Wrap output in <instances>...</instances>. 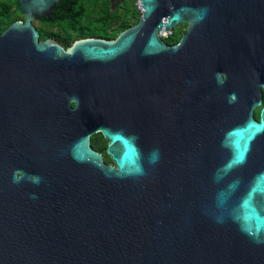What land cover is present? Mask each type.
<instances>
[{"label": "water", "instance_id": "1", "mask_svg": "<svg viewBox=\"0 0 264 264\" xmlns=\"http://www.w3.org/2000/svg\"><path fill=\"white\" fill-rule=\"evenodd\" d=\"M58 2L17 0L0 33V100L29 104L33 171L10 174L0 147V264H264V118L238 125L234 104L241 78L264 87V0H138L136 24L67 48L33 23Z\"/></svg>", "mask_w": 264, "mask_h": 264}, {"label": "flooded vegetation", "instance_id": "2", "mask_svg": "<svg viewBox=\"0 0 264 264\" xmlns=\"http://www.w3.org/2000/svg\"><path fill=\"white\" fill-rule=\"evenodd\" d=\"M110 1L111 4L114 5L111 6L112 13L113 11L118 12L117 17L119 18V23L116 26H120L123 20H125L126 13L128 12L127 6H124L127 4L128 0H110ZM71 8H76V6H55L49 17L33 22L35 24L37 23L39 24V25L34 24L37 31L39 29H43L44 32L48 34L43 40L52 39L57 43L61 44L62 46H64L65 48H67L76 40L73 37L79 33L81 27L84 28L86 33V35L83 38L108 39V36L100 37V36H94L92 34L88 35L87 33L88 24L94 21V19L100 17L104 6H95V8L98 9V15L88 20L87 22L82 23L81 16L80 17L78 16V20L74 21V24L72 25L73 30H67L65 26L60 25L58 22H59V18L64 16L65 15L64 13L70 10ZM139 16L135 20V22L130 26H128L127 28L136 24L138 22ZM181 24L185 25V29L182 30L180 27H178L180 24L172 29L171 31L172 33H174L175 31H180V35L178 40L171 44L178 43L181 36L185 33L187 24L185 23H181ZM216 73L220 75L222 85L227 87L228 85L231 84L230 76L227 74L225 69L223 68L219 69L216 71ZM239 86L249 91L247 93L246 98H242L240 95L237 94L234 104L235 106H240L238 109V113H239L238 117L242 114L243 115L239 117L236 124L238 125L242 124L244 116L246 115L247 112L249 113V111L251 117L256 122H259L261 120V117L264 118V113L262 116V109L264 108V87L262 82L252 78L249 80L247 79L244 80L241 78V82L239 83ZM258 101L259 103L257 104ZM0 105L3 106V108L0 109V111L9 112V118H8L9 126L8 129L5 131L7 137L3 141H0V147H3V149L6 152H8L9 158L10 160H12V162L10 163V167L8 168L9 173L15 174L17 178L21 177L23 174H27L31 180L33 178V171L31 167L27 164V159L30 152V143L28 139L29 104L27 102L25 103L22 102L20 97H10V98L4 97L2 100H0ZM263 137H264V131L256 137V139L253 141L252 144L253 145L256 144ZM89 145L92 150L101 154L102 161L104 164L114 165V162L111 160V157L106 152L108 140H106L101 133L97 132L90 135ZM23 183L28 184V180L20 179L15 182V184H23Z\"/></svg>", "mask_w": 264, "mask_h": 264}, {"label": "trees", "instance_id": "3", "mask_svg": "<svg viewBox=\"0 0 264 264\" xmlns=\"http://www.w3.org/2000/svg\"><path fill=\"white\" fill-rule=\"evenodd\" d=\"M56 6H76V8H71L66 11L64 16L59 18V24L65 26L67 30H73L72 25L74 21L78 20V16H82L84 12V7L92 8L91 6H104L99 18L94 19L90 22L87 27V33L94 36L106 37L110 35L112 27L119 23V18L117 17V11H111L110 0H59ZM123 6V5H122ZM128 14L126 13V18L123 20L122 24L113 30V33L124 30L131 25L129 20H135L140 15V10L131 3V0L127 1ZM13 9V10H12ZM68 13V14H67ZM21 17L18 9L17 0H0V33L3 32L14 20ZM39 39L43 40L48 34L44 32L43 29L38 30ZM115 34H111L114 36ZM180 31H175L174 33L168 34L164 37V41L168 44L176 42L179 38ZM79 36V34L77 35ZM76 36V37H77Z\"/></svg>", "mask_w": 264, "mask_h": 264}, {"label": "rangeland", "instance_id": "4", "mask_svg": "<svg viewBox=\"0 0 264 264\" xmlns=\"http://www.w3.org/2000/svg\"><path fill=\"white\" fill-rule=\"evenodd\" d=\"M133 2V4L136 6V7H139V3H138V0H131V3ZM92 8H87L86 6L84 7V12H83V15L81 16V21H82V23H84V22H87L88 20H90V19H92V18H94V17H96L97 15H98V9L97 8H95V6H91ZM13 10V9H12ZM120 13V12H119ZM17 19H20V20H23V17L21 16V17H18ZM129 22L131 23V24H133L134 22H133V20L131 19V20H129ZM35 24V23H34ZM35 25H39L38 23L37 24H35ZM116 26V25H115ZM113 26L112 27V30H111V32H110V35L108 36V39H112V38H115L121 31H119V32H117L116 34L115 33H113V30H115L117 27H119V26ZM178 27H180L182 30H184L185 29V25L184 24H180ZM123 31V30H122ZM79 34V36H77ZM78 34H76L73 38H75V39H82L85 35H86V33H85V30H84V28L83 27H81V29L79 30V33ZM111 34L113 35V34H115L114 36H111ZM77 36V37H76ZM72 41V40H71Z\"/></svg>", "mask_w": 264, "mask_h": 264}, {"label": "built area", "instance_id": "5", "mask_svg": "<svg viewBox=\"0 0 264 264\" xmlns=\"http://www.w3.org/2000/svg\"><path fill=\"white\" fill-rule=\"evenodd\" d=\"M138 8H139V7H138ZM167 35H168V34L164 33V35H163V36H164V37H166Z\"/></svg>", "mask_w": 264, "mask_h": 264}]
</instances>
